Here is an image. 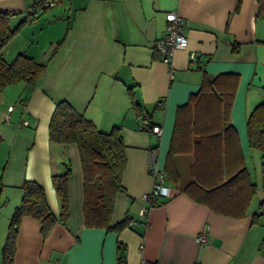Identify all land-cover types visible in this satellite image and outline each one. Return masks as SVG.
<instances>
[{"label":"crops","instance_id":"0c3cea01","mask_svg":"<svg viewBox=\"0 0 264 264\" xmlns=\"http://www.w3.org/2000/svg\"><path fill=\"white\" fill-rule=\"evenodd\" d=\"M36 1L0 0V11L15 14L10 20L15 27ZM259 9V0H56L37 15L39 20L50 11V41H66L36 86L10 85L0 94V264L10 219L22 200L21 185L34 181L43 186L59 218L61 204L52 177L65 173L67 166L68 226L58 222L45 239L36 220L23 218L14 264H120V247L123 264H264L263 176L252 164L257 161L262 170L264 153L250 147L247 132L251 112L264 102V18L258 16ZM170 12L185 19L189 42L167 65L155 43L166 33ZM35 20L4 48L7 62L24 51L22 46L15 52L9 48L24 30L34 28ZM28 47L24 53L37 59ZM223 73L238 76L229 122L248 171L252 175L253 168L256 175L257 192L247 215L237 219L214 213L169 179V196L147 203L144 195L152 193L155 184L151 155L156 154L159 168L165 170L177 109L200 89L204 74L213 79ZM62 100L103 132L121 127L125 192L117 195L111 219V226L129 220L121 231L85 225L78 146L49 138L50 119ZM133 100L161 127V136L140 129ZM176 162L182 182L188 183L193 155H180ZM203 233L205 245L198 240Z\"/></svg>","mask_w":264,"mask_h":264},{"label":"trees","instance_id":"16d2710c","mask_svg":"<svg viewBox=\"0 0 264 264\" xmlns=\"http://www.w3.org/2000/svg\"><path fill=\"white\" fill-rule=\"evenodd\" d=\"M259 4L258 16L264 18V0H259ZM14 15L0 11V94L10 85L24 83L36 86L47 68L45 63L24 53L18 54L12 62L4 59V48L27 22L37 19V15L28 14L11 27L10 20ZM199 68L203 69L200 65ZM237 86L238 76L235 74L223 73L213 79L204 74L200 89L177 109L165 172L167 178L195 202L207 206L214 213L241 219L247 215L257 184L245 165L238 134L229 122ZM132 107L139 117L144 115L134 100ZM247 132L250 147L264 153V102L251 112ZM49 138L53 143H75L78 146L84 178L86 227L117 231L127 227L130 224L128 219L111 226L117 195L125 192L122 179L127 159L121 127L115 126L111 131L103 132L71 103L62 100L56 104L50 119ZM190 154L193 155L190 181L184 183L176 160L180 155ZM70 175L71 169L67 166L65 173L52 177L61 204L59 218L53 214L43 186L34 181H24L21 185L22 200L10 219L2 250L4 264H14L23 218L36 220L45 239L58 222L68 226ZM262 176L264 186V163ZM119 249V263L123 264L125 256L122 248Z\"/></svg>","mask_w":264,"mask_h":264},{"label":"built area","instance_id":"2783aa9c","mask_svg":"<svg viewBox=\"0 0 264 264\" xmlns=\"http://www.w3.org/2000/svg\"><path fill=\"white\" fill-rule=\"evenodd\" d=\"M56 4V0H37L35 5L30 9V15H39L47 8H50ZM167 26L164 36L159 37L155 43V51L159 55L160 59L167 65H171L175 55V51L179 48H185L188 45V38L184 33L185 19L175 12H170L166 16ZM193 61H196V57L193 56ZM140 129L145 132H152L158 136H161L162 129L160 126L153 125L150 117L144 114L141 117ZM151 172L155 178L154 189L152 193L144 195V200L147 203H155L162 197L169 196V189L167 186V174L164 169L159 168L156 161V154L151 155ZM146 208L141 210V215H145ZM264 214V208L260 211ZM199 242L202 245L207 244V237L203 233L198 237ZM264 244V240H263ZM54 264H60L55 262Z\"/></svg>","mask_w":264,"mask_h":264},{"label":"rangeland","instance_id":"374dc122","mask_svg":"<svg viewBox=\"0 0 264 264\" xmlns=\"http://www.w3.org/2000/svg\"><path fill=\"white\" fill-rule=\"evenodd\" d=\"M55 10H56V8L51 10V12L55 11ZM62 10H63V8H62ZM48 13L41 15L40 16L41 18L39 20L37 19L38 21L35 20L36 22L34 24L33 29L24 30L22 36L17 38L18 40L16 42L14 41L12 46H10L9 49H12V51L15 52L17 49H19L22 46V48H24L23 50L26 52L27 46H29L28 49L31 47V50H30L31 53L30 54L33 53L37 57V59H35V60L38 62H41V63H45L48 66L49 62L57 56V54L59 53V50H61L63 44L66 41L64 39V37L61 39H54V41H50V36H48L49 34L46 30V28H47L46 19H47ZM25 16H26V14H25ZM58 16L61 17L62 15H58ZM17 22H18V20H17ZM51 42H54V43L52 44ZM24 51L20 52V54L24 53ZM24 54H26V53H24ZM26 55L31 56L28 53ZM11 60H13V59H11ZM11 60H10V62H12ZM253 160H255V159L254 158L251 159V161H253ZM252 164H253V166H255V169L257 170L256 172H258V174H261L262 170L259 167L257 161L252 162ZM251 170H252L251 171L252 177L255 180V178H256L255 172H254L253 168Z\"/></svg>","mask_w":264,"mask_h":264}]
</instances>
